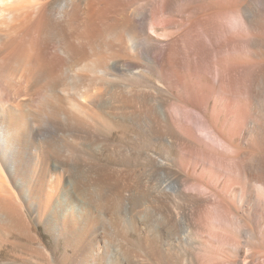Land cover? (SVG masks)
<instances>
[{"label":"bare ground","instance_id":"6f19581e","mask_svg":"<svg viewBox=\"0 0 264 264\" xmlns=\"http://www.w3.org/2000/svg\"><path fill=\"white\" fill-rule=\"evenodd\" d=\"M0 264H264V0H0Z\"/></svg>","mask_w":264,"mask_h":264}]
</instances>
